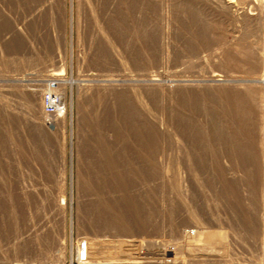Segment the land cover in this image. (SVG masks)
Returning <instances> with one entry per match:
<instances>
[{
    "label": "rangeland",
    "instance_id": "1",
    "mask_svg": "<svg viewBox=\"0 0 264 264\" xmlns=\"http://www.w3.org/2000/svg\"><path fill=\"white\" fill-rule=\"evenodd\" d=\"M259 81L264 0H0V264H264Z\"/></svg>",
    "mask_w": 264,
    "mask_h": 264
},
{
    "label": "built area",
    "instance_id": "2",
    "mask_svg": "<svg viewBox=\"0 0 264 264\" xmlns=\"http://www.w3.org/2000/svg\"><path fill=\"white\" fill-rule=\"evenodd\" d=\"M58 87V78L49 77L43 81L42 88L40 90L43 122L45 126L51 129H54L57 119H61L67 114L66 104L58 90Z\"/></svg>",
    "mask_w": 264,
    "mask_h": 264
},
{
    "label": "crops",
    "instance_id": "3",
    "mask_svg": "<svg viewBox=\"0 0 264 264\" xmlns=\"http://www.w3.org/2000/svg\"><path fill=\"white\" fill-rule=\"evenodd\" d=\"M7 35H10V36H14V31L11 29V31L9 33H7ZM5 47V51L7 53V56L10 58V57H14V53H15V50H13L16 45L15 44H8L6 43L4 45ZM13 47V49H11ZM26 54H29L28 53V50L26 52ZM45 72L48 73V66L45 65ZM15 76H19L18 78H15V79H9L10 82H13V83H18V84H24L28 87V85H31L32 83H34L35 79H33V67H29L28 69L26 68L25 70H22L20 71V73L18 72H15L13 73ZM49 74H46V76H48ZM55 76V71L53 73V77ZM27 94V92H26Z\"/></svg>",
    "mask_w": 264,
    "mask_h": 264
},
{
    "label": "bare ground",
    "instance_id": "4",
    "mask_svg": "<svg viewBox=\"0 0 264 264\" xmlns=\"http://www.w3.org/2000/svg\"><path fill=\"white\" fill-rule=\"evenodd\" d=\"M236 1V0H235ZM227 2H228V4H232L233 3V0H227ZM57 76H65L64 75V73L63 72H61V74H58ZM217 76H213V79L211 80V81H220V80H216L217 78H216ZM219 77V76H218ZM218 79H220V77L218 78ZM59 81H60V79H59ZM75 81L74 80H68V81H61V83H68L69 85H71L72 86V84L74 83ZM60 83V82H59ZM259 83H263L264 84V82H262V81H259ZM62 96V95H61ZM64 98V97H63ZM227 100L229 101V102H236L237 104L240 102L239 100V98L237 97V96H233V95H228L227 96ZM263 103H264V99H263ZM234 104V103H233ZM254 105V104H253ZM229 108V107H228ZM234 113V112H233ZM251 113V112H250ZM243 115V114H242ZM249 115V114H248ZM251 123V122H250ZM241 124V123H240ZM249 124V123H248ZM252 124V123H251ZM245 124H243V125H241V126H244ZM249 126H250V124H249ZM255 126V125H254ZM252 128H253V126H252ZM262 130H263V135H264V122H263V127H262ZM249 131V130H248ZM261 131V130H260ZM262 133V132H261ZM261 136V135H260ZM253 140V139H252ZM219 141V140H218ZM253 145V144H252ZM243 161V160H242ZM256 162V161H255ZM219 164V163H218ZM216 166V165H215ZM221 167V166H220ZM223 170V169H222ZM222 173H223V171H221ZM117 176V175H116ZM120 177V176H119Z\"/></svg>",
    "mask_w": 264,
    "mask_h": 264
}]
</instances>
